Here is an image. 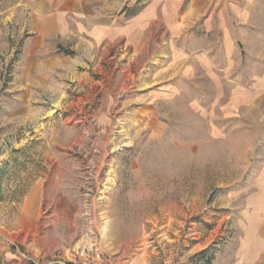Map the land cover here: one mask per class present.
<instances>
[{
	"label": "rangeland",
	"instance_id": "374dc122",
	"mask_svg": "<svg viewBox=\"0 0 264 264\" xmlns=\"http://www.w3.org/2000/svg\"><path fill=\"white\" fill-rule=\"evenodd\" d=\"M30 2L0 0V264H264V0L122 5L21 88Z\"/></svg>",
	"mask_w": 264,
	"mask_h": 264
},
{
	"label": "crops",
	"instance_id": "0c3cea01",
	"mask_svg": "<svg viewBox=\"0 0 264 264\" xmlns=\"http://www.w3.org/2000/svg\"><path fill=\"white\" fill-rule=\"evenodd\" d=\"M30 1L26 16L30 37L16 80V85L21 88L45 80L60 71L61 66L71 69L79 66L80 63H74L71 56L60 53V48L70 49L83 63L94 62L98 48L119 39L117 16L120 6L138 0ZM145 21L149 18L143 14L137 22Z\"/></svg>",
	"mask_w": 264,
	"mask_h": 264
},
{
	"label": "built area",
	"instance_id": "2783aa9c",
	"mask_svg": "<svg viewBox=\"0 0 264 264\" xmlns=\"http://www.w3.org/2000/svg\"><path fill=\"white\" fill-rule=\"evenodd\" d=\"M58 251L53 264H114L112 258L100 251L84 250Z\"/></svg>",
	"mask_w": 264,
	"mask_h": 264
},
{
	"label": "bare ground",
	"instance_id": "6f19581e",
	"mask_svg": "<svg viewBox=\"0 0 264 264\" xmlns=\"http://www.w3.org/2000/svg\"><path fill=\"white\" fill-rule=\"evenodd\" d=\"M109 226H110V222L108 220H104V223L102 225V229H101V234H102V241L104 243V245H106L107 247L109 246L108 240H109V236H108V232H109ZM80 249L88 247L91 248L92 245H88L87 246H83L81 244H79Z\"/></svg>",
	"mask_w": 264,
	"mask_h": 264
}]
</instances>
